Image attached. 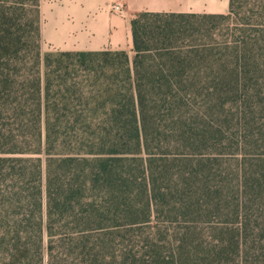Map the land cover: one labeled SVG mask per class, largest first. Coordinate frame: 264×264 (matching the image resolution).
Returning <instances> with one entry per match:
<instances>
[{
    "label": "trees",
    "instance_id": "16d2710c",
    "mask_svg": "<svg viewBox=\"0 0 264 264\" xmlns=\"http://www.w3.org/2000/svg\"><path fill=\"white\" fill-rule=\"evenodd\" d=\"M132 31L43 54L0 0V264H264V0Z\"/></svg>",
    "mask_w": 264,
    "mask_h": 264
},
{
    "label": "crops",
    "instance_id": "0c3cea01",
    "mask_svg": "<svg viewBox=\"0 0 264 264\" xmlns=\"http://www.w3.org/2000/svg\"><path fill=\"white\" fill-rule=\"evenodd\" d=\"M140 12L228 14L230 0H40L42 52L127 50L133 58L132 18Z\"/></svg>",
    "mask_w": 264,
    "mask_h": 264
},
{
    "label": "rangeland",
    "instance_id": "374dc122",
    "mask_svg": "<svg viewBox=\"0 0 264 264\" xmlns=\"http://www.w3.org/2000/svg\"><path fill=\"white\" fill-rule=\"evenodd\" d=\"M240 1V0H239ZM245 9V7L243 8ZM244 11L241 13V15L244 14ZM239 22L238 18H236L235 20V17L234 15H231V17H229L228 19H224L222 20L220 23L222 24V31L224 30V26L227 27V29H229L230 31H233L236 27L235 23Z\"/></svg>",
    "mask_w": 264,
    "mask_h": 264
},
{
    "label": "built area",
    "instance_id": "2783aa9c",
    "mask_svg": "<svg viewBox=\"0 0 264 264\" xmlns=\"http://www.w3.org/2000/svg\"><path fill=\"white\" fill-rule=\"evenodd\" d=\"M114 10H116L117 12L124 14L126 12L124 6L120 5V4H115L114 5Z\"/></svg>",
    "mask_w": 264,
    "mask_h": 264
}]
</instances>
